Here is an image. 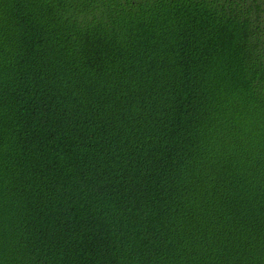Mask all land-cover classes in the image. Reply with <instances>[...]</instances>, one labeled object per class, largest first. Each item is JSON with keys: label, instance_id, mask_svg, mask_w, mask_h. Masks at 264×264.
Wrapping results in <instances>:
<instances>
[{"label": "trees", "instance_id": "trees-1", "mask_svg": "<svg viewBox=\"0 0 264 264\" xmlns=\"http://www.w3.org/2000/svg\"><path fill=\"white\" fill-rule=\"evenodd\" d=\"M0 264H264V0H0Z\"/></svg>", "mask_w": 264, "mask_h": 264}]
</instances>
